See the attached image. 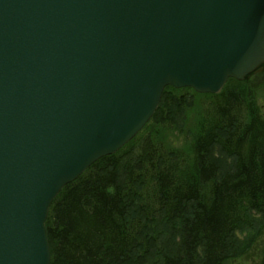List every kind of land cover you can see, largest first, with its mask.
Instances as JSON below:
<instances>
[{"label": "water", "instance_id": "water-1", "mask_svg": "<svg viewBox=\"0 0 264 264\" xmlns=\"http://www.w3.org/2000/svg\"><path fill=\"white\" fill-rule=\"evenodd\" d=\"M264 66V0H0V264H49L48 209L163 90Z\"/></svg>", "mask_w": 264, "mask_h": 264}, {"label": "trees", "instance_id": "trees-1", "mask_svg": "<svg viewBox=\"0 0 264 264\" xmlns=\"http://www.w3.org/2000/svg\"><path fill=\"white\" fill-rule=\"evenodd\" d=\"M251 84L166 87L143 129L52 201L49 264H230L247 229L243 249L259 237L264 264V116Z\"/></svg>", "mask_w": 264, "mask_h": 264}, {"label": "rangeland", "instance_id": "rangeland-1", "mask_svg": "<svg viewBox=\"0 0 264 264\" xmlns=\"http://www.w3.org/2000/svg\"><path fill=\"white\" fill-rule=\"evenodd\" d=\"M253 83L251 84L256 92V97L258 98V104L261 109V113L264 116V66L256 71L253 75H251L245 81ZM182 136H178L175 134L173 138V142L177 144V139H181ZM259 217H255L252 215L253 221L257 220ZM255 223V222H253ZM253 234L251 229H247L243 232L236 233L234 237L230 240L232 241V249H231V263L230 264H255L258 261L260 250H261V239L258 237L256 243H251L250 247L244 250V246L250 242H255L253 240Z\"/></svg>", "mask_w": 264, "mask_h": 264}]
</instances>
